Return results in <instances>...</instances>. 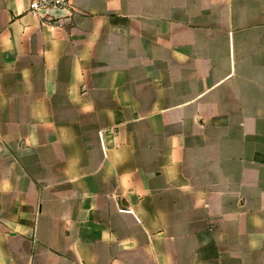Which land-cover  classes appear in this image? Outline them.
Returning a JSON list of instances; mask_svg holds the SVG:
<instances>
[{"label":"crops","instance_id":"crops-1","mask_svg":"<svg viewBox=\"0 0 264 264\" xmlns=\"http://www.w3.org/2000/svg\"><path fill=\"white\" fill-rule=\"evenodd\" d=\"M0 0V264H264V0Z\"/></svg>","mask_w":264,"mask_h":264},{"label":"built area","instance_id":"built-area-1","mask_svg":"<svg viewBox=\"0 0 264 264\" xmlns=\"http://www.w3.org/2000/svg\"><path fill=\"white\" fill-rule=\"evenodd\" d=\"M70 6V0H31L29 3V10L35 15L42 17L50 15L47 13H41L45 9H68Z\"/></svg>","mask_w":264,"mask_h":264},{"label":"water","instance_id":"water-1","mask_svg":"<svg viewBox=\"0 0 264 264\" xmlns=\"http://www.w3.org/2000/svg\"><path fill=\"white\" fill-rule=\"evenodd\" d=\"M67 12L68 11L66 9H57V8L45 9L41 11V13H47L57 18L64 17L67 14Z\"/></svg>","mask_w":264,"mask_h":264}]
</instances>
